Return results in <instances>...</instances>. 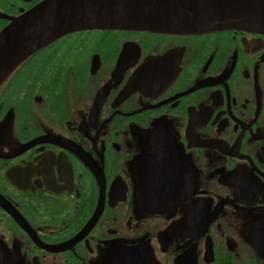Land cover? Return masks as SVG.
I'll use <instances>...</instances> for the list:
<instances>
[{"label": "flooded vegetation", "instance_id": "1", "mask_svg": "<svg viewBox=\"0 0 264 264\" xmlns=\"http://www.w3.org/2000/svg\"><path fill=\"white\" fill-rule=\"evenodd\" d=\"M42 1L0 0V31ZM8 113L19 264H264V32L77 30L0 86Z\"/></svg>", "mask_w": 264, "mask_h": 264}, {"label": "water", "instance_id": "2", "mask_svg": "<svg viewBox=\"0 0 264 264\" xmlns=\"http://www.w3.org/2000/svg\"><path fill=\"white\" fill-rule=\"evenodd\" d=\"M94 28L170 34L264 32V0H44L0 31V86L51 41ZM11 119L8 113L0 121V141L10 130ZM139 193L142 196V188ZM143 246L131 248L122 264H152L148 256L143 257ZM0 264H19L1 238Z\"/></svg>", "mask_w": 264, "mask_h": 264}, {"label": "rangeland", "instance_id": "3", "mask_svg": "<svg viewBox=\"0 0 264 264\" xmlns=\"http://www.w3.org/2000/svg\"><path fill=\"white\" fill-rule=\"evenodd\" d=\"M12 134V131L10 130L7 134V136L4 138V144L3 145V148L7 150V148H10V144L14 141V136H11Z\"/></svg>", "mask_w": 264, "mask_h": 264}]
</instances>
